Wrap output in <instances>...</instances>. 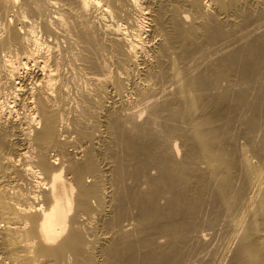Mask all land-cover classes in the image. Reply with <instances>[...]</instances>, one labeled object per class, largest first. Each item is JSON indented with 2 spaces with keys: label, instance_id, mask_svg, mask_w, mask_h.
I'll return each mask as SVG.
<instances>
[{
  "label": "bare ground",
  "instance_id": "bare-ground-1",
  "mask_svg": "<svg viewBox=\"0 0 264 264\" xmlns=\"http://www.w3.org/2000/svg\"><path fill=\"white\" fill-rule=\"evenodd\" d=\"M0 264H264V0L0 3Z\"/></svg>",
  "mask_w": 264,
  "mask_h": 264
},
{
  "label": "rangeland",
  "instance_id": "rangeland-1",
  "mask_svg": "<svg viewBox=\"0 0 264 264\" xmlns=\"http://www.w3.org/2000/svg\"><path fill=\"white\" fill-rule=\"evenodd\" d=\"M7 0H0V3H2V2H6Z\"/></svg>",
  "mask_w": 264,
  "mask_h": 264
}]
</instances>
